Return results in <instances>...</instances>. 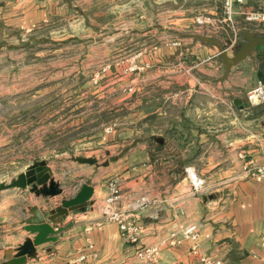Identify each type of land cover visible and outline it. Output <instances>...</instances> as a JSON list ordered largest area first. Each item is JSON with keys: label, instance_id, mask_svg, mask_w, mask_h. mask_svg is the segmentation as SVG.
Masks as SVG:
<instances>
[{"label": "crops", "instance_id": "0c3cea01", "mask_svg": "<svg viewBox=\"0 0 264 264\" xmlns=\"http://www.w3.org/2000/svg\"><path fill=\"white\" fill-rule=\"evenodd\" d=\"M160 1L7 0L0 4L3 23L18 30L57 25L72 38L86 32L93 47L103 48L104 60H120V66L107 73L110 84L132 87L116 105L121 124L135 129L134 146L130 136L103 138L94 148L108 150L104 165L75 161H98L92 152L74 155L72 175L57 164L39 160L47 163L67 195L75 196L83 185L93 187V195L87 217L76 221L70 214L63 225L72 222L73 226L59 233L55 243L37 247V258L26 264H132L134 247L100 212L113 179L120 184L117 209L126 210L142 197L152 203L141 216L144 245L154 244L181 226L196 224L206 237L200 243L201 253L220 258L224 264H260L264 259V178L245 177L242 172L247 162L264 166V104L246 100L260 79L258 51L232 67L224 78L220 49L231 57L232 35L211 24L196 25L200 12L209 20L220 18L222 8L217 3L221 0H200L198 11L174 10L164 25ZM237 22L239 36L260 31L240 17ZM199 29L203 35H198ZM260 32L264 34V29ZM130 64L148 68L130 73ZM83 114L73 123V133L81 137H74L73 144L79 146L91 144L95 132L90 128L106 125L100 118L92 121ZM84 130H89L86 138ZM66 156L57 151L52 159ZM190 176L202 185L194 187ZM57 199L36 197L29 188L0 191V264H5L8 250L34 237L25 230L30 210L48 212ZM89 245L92 251H87ZM191 248L189 241L163 248L159 264H199ZM82 253L89 256L76 261Z\"/></svg>", "mask_w": 264, "mask_h": 264}, {"label": "rangeland", "instance_id": "374dc122", "mask_svg": "<svg viewBox=\"0 0 264 264\" xmlns=\"http://www.w3.org/2000/svg\"><path fill=\"white\" fill-rule=\"evenodd\" d=\"M3 2L7 0H0V4ZM202 3L200 0H161L160 22L167 23L174 10L198 11ZM217 5L222 8V1ZM2 12L0 5V184L10 183L27 166L43 159L72 175V157L92 152L102 167L108 150L94 146L103 138L130 136L134 146L135 129L130 125L126 129L121 124L122 114L116 105L120 96H126L128 90L132 92V87L119 85L117 88L106 77L112 67L120 66V60H104L103 48L93 47L94 42L87 41L84 31L73 38L57 25L35 26L25 32L5 25ZM196 17L204 16L200 12ZM202 31L199 29L198 35H203ZM180 35L175 34V38ZM244 43L237 42L230 49V55ZM79 113L92 121L96 118L106 121L101 128L89 129L95 132L90 145L73 144L74 137L81 138L73 133V123ZM131 118L135 119L134 113ZM89 130H84L85 138ZM82 148L90 150L81 151ZM57 151H64L67 156L54 162L52 158ZM111 151L118 153V149Z\"/></svg>", "mask_w": 264, "mask_h": 264}, {"label": "built area", "instance_id": "2783aa9c", "mask_svg": "<svg viewBox=\"0 0 264 264\" xmlns=\"http://www.w3.org/2000/svg\"><path fill=\"white\" fill-rule=\"evenodd\" d=\"M222 11L221 17L209 20L206 17L197 19L196 23L200 26L211 24L219 30L230 33L233 37L231 47L235 46L239 38L241 29L238 26L237 17H240L245 24L255 26L261 31L264 29V2L257 6L248 5L249 2L257 0H221ZM210 21V22H209ZM177 45V43H172ZM130 72L147 69L148 66L137 68L135 64H131ZM131 91V90H130ZM246 100L252 105L264 104V81L257 80L254 87L247 92ZM242 158L243 155H240ZM245 177H261L264 178V166H256L251 162H247L242 167ZM193 180L194 187H200L201 181H194L195 176H190ZM121 198L120 184L116 179L109 181L108 194L100 203V212L102 218L109 223H113L118 227L121 234L134 247L132 264H159V256L163 248H173L180 246L184 241L192 243L191 253L195 256L199 264H224L220 258L207 256L200 251V243L206 239L200 227L196 224H187L181 226L178 230L171 231L160 237L152 245H144L142 243L143 226L141 224V216L147 211L152 204L147 197H142L133 204L129 205L126 210L116 208ZM157 219V215H153ZM93 246L89 245L87 251H92ZM89 253H82L76 261H84ZM260 264H264V259Z\"/></svg>", "mask_w": 264, "mask_h": 264}, {"label": "water", "instance_id": "95a60500", "mask_svg": "<svg viewBox=\"0 0 264 264\" xmlns=\"http://www.w3.org/2000/svg\"><path fill=\"white\" fill-rule=\"evenodd\" d=\"M245 43L240 46L233 56H228L226 51L220 49V57L223 60L226 78L232 67L246 58H250L258 47H264V37L253 32H245ZM239 102L236 101L237 105ZM77 163L95 165L96 160L92 158H77ZM36 197L43 199H58L53 204V209L48 212H39L37 208L30 210V217L25 221V230L33 235L32 239L25 241L14 250H8L5 264H26L28 259L37 258V247L47 243H55L57 235L71 228L73 223L63 225L65 219L72 214L76 221L84 220L89 210V202L93 195V187L83 185L75 196L67 195L60 184L57 183L45 161L34 162L28 166L22 174L11 180L8 184H0L1 190H25ZM51 223V225L49 224Z\"/></svg>", "mask_w": 264, "mask_h": 264}, {"label": "trees", "instance_id": "16d2710c", "mask_svg": "<svg viewBox=\"0 0 264 264\" xmlns=\"http://www.w3.org/2000/svg\"><path fill=\"white\" fill-rule=\"evenodd\" d=\"M258 35V34H257ZM258 36L264 37V34H259ZM240 41L245 42L244 35L240 34L239 38ZM257 61H258V74H259V80L264 81V47H258L257 48Z\"/></svg>", "mask_w": 264, "mask_h": 264}]
</instances>
